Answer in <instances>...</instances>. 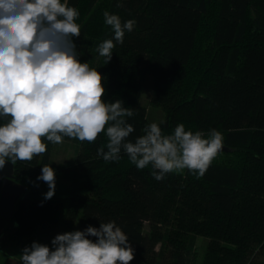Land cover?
Returning a JSON list of instances; mask_svg holds the SVG:
<instances>
[{
	"label": "trees",
	"instance_id": "obj_1",
	"mask_svg": "<svg viewBox=\"0 0 264 264\" xmlns=\"http://www.w3.org/2000/svg\"><path fill=\"white\" fill-rule=\"evenodd\" d=\"M67 3L79 12L77 58L101 73L104 102L134 110L126 118L135 129L129 140L151 123L165 135L183 123L206 138L220 131L229 150L202 177L185 169L158 181L151 166L137 169L123 151L118 161L98 156L104 133L94 143L73 139L76 160L58 165L51 160L54 145L45 141L46 154L14 164L24 191L13 216L1 222L3 236L23 249L34 242L52 249L60 225L64 234L115 221L134 250L130 264H193L199 236L208 239L201 264H264V0ZM105 11L122 23L136 21L107 64L97 51L114 37ZM144 94L165 119L150 118ZM45 164L55 180L69 184L55 188L51 199H45L49 186L37 180Z\"/></svg>",
	"mask_w": 264,
	"mask_h": 264
},
{
	"label": "clouds",
	"instance_id": "obj_2",
	"mask_svg": "<svg viewBox=\"0 0 264 264\" xmlns=\"http://www.w3.org/2000/svg\"><path fill=\"white\" fill-rule=\"evenodd\" d=\"M103 15L114 33L97 48L107 64L136 21L122 23L108 11ZM78 17L67 0H0V168L8 160L16 164L43 156L45 141L57 145L67 137L94 143L104 133L107 143L97 154L106 162L118 161L123 151L137 169L151 166L158 181L185 169L204 176L224 147L222 133L211 129L206 138L203 131L186 130L180 123L165 135L151 123L143 135L129 140L135 129L126 118L134 110L119 100L104 102L101 73L77 58L72 38L81 34ZM37 180L48 184L45 199H51L54 169L45 164ZM52 245L50 249L34 242L25 247L21 264H130L134 259L128 237L115 221L58 234Z\"/></svg>",
	"mask_w": 264,
	"mask_h": 264
},
{
	"label": "rangeland",
	"instance_id": "obj_3",
	"mask_svg": "<svg viewBox=\"0 0 264 264\" xmlns=\"http://www.w3.org/2000/svg\"><path fill=\"white\" fill-rule=\"evenodd\" d=\"M142 103L147 107L148 114L154 122H159V121H162L163 119H165L164 109L160 105L153 103L147 94H144L142 96ZM76 152H77L76 142L73 139H70V138L65 139L64 138V142L62 144H57V145L53 146L51 160H52L54 165H58L61 162H74L76 160V157H77ZM221 156H222V154L218 155V157H221ZM39 184L45 185L48 187V184L42 180L39 181ZM68 185L69 184L67 182L65 183V182H62L59 180H55V188L65 187ZM67 205H68V202L65 203L63 211H62V215H61V221L62 222L65 218V212H66ZM2 224L3 223H0V236H1L0 237V243L4 247H6L8 245H15L14 243L8 241L3 236L4 234H2V231H3ZM62 227H63V225H60V227L56 231V235H58L62 232ZM146 229H147V226H146ZM74 231H75V228H72L71 232H74ZM207 240H208L207 237H204V236L198 237L197 247H196V251H197L196 252V258H195L193 264H201V256H202L204 246L207 243ZM0 252H1V249H0Z\"/></svg>",
	"mask_w": 264,
	"mask_h": 264
},
{
	"label": "water",
	"instance_id": "obj_4",
	"mask_svg": "<svg viewBox=\"0 0 264 264\" xmlns=\"http://www.w3.org/2000/svg\"><path fill=\"white\" fill-rule=\"evenodd\" d=\"M225 150H229L226 145L222 151ZM23 191L24 186L14 177V164L10 160L6 161L0 168V223L13 216L16 201Z\"/></svg>",
	"mask_w": 264,
	"mask_h": 264
},
{
	"label": "crops",
	"instance_id": "obj_5",
	"mask_svg": "<svg viewBox=\"0 0 264 264\" xmlns=\"http://www.w3.org/2000/svg\"><path fill=\"white\" fill-rule=\"evenodd\" d=\"M0 249V264H21L20 256L22 255L23 248L18 245L4 247L0 243Z\"/></svg>",
	"mask_w": 264,
	"mask_h": 264
}]
</instances>
